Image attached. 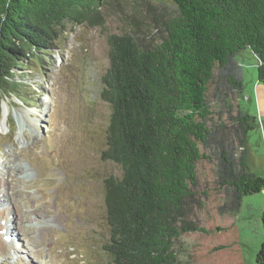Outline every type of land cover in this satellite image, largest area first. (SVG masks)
<instances>
[{"label":"trees","instance_id":"16d2710c","mask_svg":"<svg viewBox=\"0 0 264 264\" xmlns=\"http://www.w3.org/2000/svg\"><path fill=\"white\" fill-rule=\"evenodd\" d=\"M142 1L152 26L110 36L103 76L101 96L111 107L103 158L122 170L104 180V249L108 264H179L176 242L204 230L190 218L203 204L200 161H217L218 184L236 209L244 195L264 189V177L247 166L257 118L240 103L236 57L251 49L264 85V0H172L160 10ZM105 2L0 0V106L13 94L24 101L18 71L42 63L40 52L52 50L67 25H103ZM259 248L256 261L264 264V242Z\"/></svg>","mask_w":264,"mask_h":264},{"label":"rangeland","instance_id":"374dc122","mask_svg":"<svg viewBox=\"0 0 264 264\" xmlns=\"http://www.w3.org/2000/svg\"><path fill=\"white\" fill-rule=\"evenodd\" d=\"M152 2L160 10L172 0ZM150 10L142 0H106L103 25H67L53 49L40 52L42 63L32 61L18 71L16 79L27 84L24 101L13 94L0 106V163L6 171L0 178V264L109 263L104 180L122 173L117 163L103 158L111 114L101 96L110 66L109 38L146 32L154 22ZM236 57L244 76L240 103L257 118L247 138V166L264 177L258 58L249 48ZM8 162L21 169H9ZM216 164L198 163L203 204L190 218L204 230L182 234L175 245L178 262L257 264L264 242V189L232 207V195L218 184Z\"/></svg>","mask_w":264,"mask_h":264},{"label":"bare ground","instance_id":"6f19581e","mask_svg":"<svg viewBox=\"0 0 264 264\" xmlns=\"http://www.w3.org/2000/svg\"><path fill=\"white\" fill-rule=\"evenodd\" d=\"M5 112L8 110V107H7V105H5ZM4 166H6V167H9V169H15V168H19V169H21V166H19V165H15V164H12V163H10V162H8L7 164H5ZM0 178H4L5 177V175H6V171L5 170H2V167H1V163H0ZM7 200V199H6ZM23 214V213H22ZM13 231H14V229H12ZM1 244L4 246V248H8V246H7V243H6V241L4 242V241H2L1 240Z\"/></svg>","mask_w":264,"mask_h":264},{"label":"crops","instance_id":"0c3cea01","mask_svg":"<svg viewBox=\"0 0 264 264\" xmlns=\"http://www.w3.org/2000/svg\"><path fill=\"white\" fill-rule=\"evenodd\" d=\"M259 86L262 85L261 83L258 84Z\"/></svg>","mask_w":264,"mask_h":264}]
</instances>
